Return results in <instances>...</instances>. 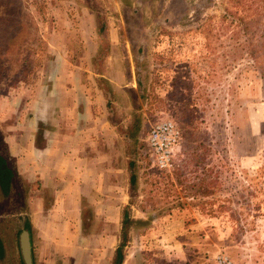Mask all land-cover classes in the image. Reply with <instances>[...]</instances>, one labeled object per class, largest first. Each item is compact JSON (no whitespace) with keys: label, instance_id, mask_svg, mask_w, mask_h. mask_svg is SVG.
Instances as JSON below:
<instances>
[{"label":"rangeland","instance_id":"374dc122","mask_svg":"<svg viewBox=\"0 0 264 264\" xmlns=\"http://www.w3.org/2000/svg\"><path fill=\"white\" fill-rule=\"evenodd\" d=\"M53 84L57 180L30 150ZM162 121L167 171L146 143ZM0 156V264H23L25 220L32 264H111L124 211L121 264H264V0H0Z\"/></svg>","mask_w":264,"mask_h":264},{"label":"crops","instance_id":"0c3cea01","mask_svg":"<svg viewBox=\"0 0 264 264\" xmlns=\"http://www.w3.org/2000/svg\"><path fill=\"white\" fill-rule=\"evenodd\" d=\"M60 75H61V72H60ZM55 87H56L55 84H53V87H52L53 92L51 89L48 95V103H49L48 113L53 115V117L52 116L50 117V114H49L48 122L52 123V125L54 124V128L48 131L46 134L42 132L41 136L46 135L44 136V138L46 139V144H44L43 147L37 146V141L39 140V132L36 130H33L32 135L30 136L31 137L30 150H31V155L36 157V159H38L37 157L39 155L47 152V155L49 157V163H50L49 168L51 169V171H53L51 173L52 175H54L55 180H57V179L66 178L62 174V169L59 167H56V162L61 163L64 160V157L67 155L68 150L66 149L67 133L57 134V132H59L58 129L61 128L59 126L63 121L62 114L64 110L60 107L61 104L55 101L56 92H57V89ZM52 95L54 96V100L51 99ZM32 118H33L32 122L35 124L34 129H36L37 123H39L41 119L39 116V113L38 112L37 114L33 113Z\"/></svg>","mask_w":264,"mask_h":264},{"label":"built area","instance_id":"2783aa9c","mask_svg":"<svg viewBox=\"0 0 264 264\" xmlns=\"http://www.w3.org/2000/svg\"><path fill=\"white\" fill-rule=\"evenodd\" d=\"M178 141L179 132L170 121L158 122L150 127L146 137V143L152 151V166L157 171H167L172 167V149ZM212 263L233 264L222 253H216Z\"/></svg>","mask_w":264,"mask_h":264},{"label":"trees","instance_id":"16d2710c","mask_svg":"<svg viewBox=\"0 0 264 264\" xmlns=\"http://www.w3.org/2000/svg\"><path fill=\"white\" fill-rule=\"evenodd\" d=\"M135 125V122L133 123ZM42 147L41 145H37ZM130 166V164H128ZM14 173L13 170L7 164V161L4 157L0 156V193L6 197L9 193L10 185L13 179ZM129 186L132 187L135 184V176L130 172L128 177ZM132 223L131 219L128 217L126 211L122 213L121 216V233H120V242L114 250V257L111 264H121L123 260V248L126 244V225ZM23 230L30 235V226L27 220L23 221ZM3 247L0 241V258L2 257ZM32 264V261H31Z\"/></svg>","mask_w":264,"mask_h":264},{"label":"water","instance_id":"95a60500","mask_svg":"<svg viewBox=\"0 0 264 264\" xmlns=\"http://www.w3.org/2000/svg\"><path fill=\"white\" fill-rule=\"evenodd\" d=\"M18 247L23 264H31L30 243L25 230H22L18 235Z\"/></svg>","mask_w":264,"mask_h":264}]
</instances>
